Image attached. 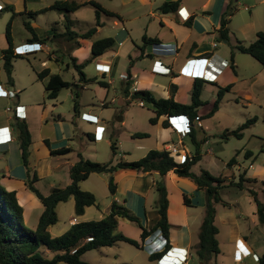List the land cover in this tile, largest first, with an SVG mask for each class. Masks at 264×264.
I'll list each match as a JSON object with an SVG mask.
<instances>
[{"label":"crops","instance_id":"1","mask_svg":"<svg viewBox=\"0 0 264 264\" xmlns=\"http://www.w3.org/2000/svg\"><path fill=\"white\" fill-rule=\"evenodd\" d=\"M71 1L78 4H84L89 1L96 2L97 0ZM171 1L176 0H109L110 6L100 5L99 2H96L101 7L114 13L118 17L109 18L100 14L98 24L95 20L94 9L89 5H85L68 15V21L71 24L69 27L70 31L76 33H84L91 28H95V33L92 36V39H71L65 34L66 28L63 30L58 27L52 29V31L59 32L58 35L53 36L54 40H52V47H48L47 42L51 40L48 41V38L41 40L40 37L35 34L31 25H29L32 29V31H30L32 38H37L43 41V44L38 47V45H35L38 43L36 42L37 40H34L33 44H29L28 41L32 40L31 38L25 40L26 45L28 46L24 47V51H21V48L15 50L13 45L14 51L17 53H27L24 55L25 58L19 60L28 61L27 59L29 56L35 58L37 53H45L41 58L39 65L34 68L31 67L34 77H30L28 88L20 87L12 81L11 85L6 82V84L12 87V89H4L0 78V99L12 100L16 98L14 109H6V112H10L12 115L4 113L0 114V129L4 130V133L7 135L6 138L8 137L6 141L4 140L5 138L0 139V152L6 155V168H3L4 170H1L2 168L0 169V172H2V176H0V184L7 191L15 192L18 203L23 209V221H26L29 216H34L35 214L38 222L43 207L39 200L26 188L24 183L26 179V170L21 161L19 141L14 127L17 120L24 121L27 124L31 135L32 142L28 149L29 155L27 159L30 175L32 176L33 174L38 179L35 186L40 193L47 195L52 188L63 187L69 184V168L76 161L77 153L82 154L88 151L87 154H82V156L85 158L92 157L91 153H94L96 150L86 148V145L89 144L88 142H100L104 139L105 133L108 132L110 138L108 137L107 142L110 147L111 140L114 137L109 124L111 119L116 116V109H112L109 106L110 104L117 102V98L115 97L108 100L110 97L109 88L113 84V75H115L120 81L121 90L122 86L126 83V80L120 79L119 75L125 74L130 83L129 89H131V92L149 91L155 98L163 99L172 96L176 102L181 104L183 102H180L178 87V79L180 78L179 75L181 73H184L189 82H191L190 92L192 90L194 78L203 80L204 86H211L212 84H218V82H220L219 80L221 76L230 67V53H232L219 46L221 40H218V34L216 32L219 28L220 17L224 11L227 0H180L177 10L173 13L163 14L157 10L164 2ZM130 4H132V8H124ZM84 7H90L93 10V22L90 23V27L87 30L77 31L76 28L83 22V18H77L75 15ZM8 10L9 9H7V11ZM61 14L63 18L61 19V25L65 26L66 22L64 20V15L63 13ZM132 19L135 20V31L132 30V25H130ZM105 27L109 28L107 36H99ZM231 34L232 33L230 32L228 42H221L229 44L232 36ZM105 37H110L114 40L113 47L107 50L103 55L86 64L82 70L86 79H95V81L89 83H95L98 86L97 82L102 81L108 84L106 88L98 86L101 88V91H96L97 96H99V98H95L98 105L85 102L83 99L84 88L80 87L77 89L79 94L76 98V103L78 105L76 112H73L72 107L71 111L63 114L59 109V106H62L63 104L59 99V94L57 98L52 100H49L46 97L44 87L48 82L49 76L59 75L61 79L65 81L62 77L64 71L67 73L71 71L72 82L69 84H79L78 75L73 69L70 59H75L77 65L85 62L90 57L92 41ZM143 37L155 39L158 42L156 44H147L143 46ZM237 41L238 40H236V43ZM236 43L232 46V49ZM5 48H7L6 40L4 45L0 48L1 60V51ZM120 57L125 58L126 61L124 64H121V68H118ZM155 61L160 62L161 65L169 69V72L167 74L153 73L151 69ZM89 64H93L94 76H90L87 72V66ZM46 69L49 71V75L39 79L37 76L38 73ZM227 83L229 82L223 81L220 85L224 86ZM37 86L41 88V93H39ZM222 86H217V91L218 88H221ZM64 89L68 90V88ZM3 90L8 94L5 95ZM121 90L120 93H122ZM69 91V100L74 101V94L71 87ZM9 92L14 93V96L11 97ZM17 94H20V96L17 97ZM200 99L204 102L201 98V94ZM120 102L121 107L117 112L121 114V117L118 120L122 125L125 122L121 108H123L124 104H126L124 107H127L129 106V103L131 104L134 101H130L129 97L123 96L121 97ZM136 102L139 107L145 106L143 104L141 106V102L139 101H135L134 103ZM87 105L90 106L88 107ZM17 106L22 107L21 114L24 115L22 119L15 117V107ZM202 107L204 106L199 107L197 110V116L200 118L201 127L198 128L195 124L193 126L195 139L201 142L199 147L200 160L191 167V172L194 174H198L200 170H203L199 168L198 171H194L193 168L198 167L205 158L209 160V164H213L212 159L216 157L210 149H205V154L202 155L201 149L203 146L209 144V136L206 134L207 126L204 121L214 116L218 110L211 117L205 118L209 111H207L208 113L206 112L207 114L202 112ZM82 115L93 118L94 120V117H96V121L89 122L83 120ZM164 124H166V126H164ZM33 125H37L36 127H39L40 125V128L43 126V128H45L46 126L47 130L43 133V131L41 132L39 129L38 135L34 137L32 130ZM151 125L155 126L157 130L155 143L152 148H147L146 153L150 150L166 151L168 146L173 145L180 151L178 155L180 158L179 161H176L177 163L182 162L185 157H191L194 154V148L190 142V137L186 135L181 138L172 128L168 118L161 116L157 119L155 124ZM95 127L103 128L104 130L100 140L94 139ZM48 132H52L53 136L50 137L49 134H47ZM95 132L97 133V131ZM100 132L101 130L99 133ZM87 134L90 135L89 138L86 137ZM174 136L176 142L173 140ZM228 136H230V133ZM145 138H148V136ZM226 138L227 136L223 139ZM185 139L189 140L192 150L188 149L184 142ZM115 141L118 150L120 145L117 143V140ZM75 142H78L79 144L77 145ZM83 145H85V150L82 148ZM67 147L71 148L72 151L66 155L52 156L50 154L51 150H58ZM238 154L239 151H237L236 157ZM116 156L113 158L114 163L120 159L126 161L122 152L118 153L117 157L119 158ZM236 157L235 164L230 168H226L225 164L226 172L219 176L225 177L227 180L233 182H237L239 175H243L244 178L255 179L257 183L253 186L254 191L257 193L258 200L264 202V185L261 184L264 182V180H262L264 179L262 178V175H264V168L257 171L254 170L253 164H251L253 161V155L248 150L242 153V158L240 160H237ZM258 157L261 158V165H263L264 152ZM51 159L55 160V166L49 165ZM244 161L248 163L246 166H244L246 163ZM209 173L212 176L217 177L211 172ZM112 177L115 183V194L113 196L109 195V199L105 203V213L103 215H98V218L101 219L106 213H108L111 202L115 200L128 209L133 215L138 217L142 227L147 230L153 229L159 219L157 210L155 209V202L158 198L156 183L160 181L163 182L168 199L167 220L170 224L168 235L170 250L169 254L167 253L164 258L159 260H162V262H160L161 264H174L175 261L180 260L178 257L176 258L177 252L180 251L182 253L181 256L187 253V260L183 263L187 264L188 259L194 255L193 248L198 242L199 227L204 216L205 208L207 207L204 192L197 189L190 179L178 177L173 171H170L164 177H161L157 172H141L125 169L113 172ZM108 178V174H91L88 179L82 181L79 186L81 189L94 194L96 202L98 203L97 195H95L94 192L95 184L98 181L101 183L104 182L107 187ZM43 181L47 184L41 189L39 185ZM88 182L92 183H89V187H84L83 185ZM244 186L251 188L247 184ZM223 190H229L232 197H230V203L225 202L220 197L226 205H223L222 203L214 205L216 211L215 225L218 229V234L216 236L218 244L220 225H226L229 231V242L234 245L237 240L241 242L243 241L244 245L251 252V255L249 256L252 257V255H255V258L252 257V260L255 263L258 255L252 252L248 245L247 236L236 226L237 215H240L242 218H247L246 214H248L252 219L256 220L255 222L259 223L253 199L246 190L226 187L220 190L219 193L221 194ZM185 197L189 200V205L185 204ZM71 200L72 199L62 203L70 213L68 216L69 218L67 219V229L65 232L71 226L69 221L75 218L73 213L74 202ZM68 202L70 205H66ZM60 206L61 205L59 204L56 208L57 217L59 210L63 209V207ZM90 208L92 207L86 208L82 216L75 218L76 223L79 222L80 219L83 220L86 212ZM233 208L237 209L238 214L235 215L231 212ZM124 221L125 220H119L117 227H125L131 231V228L123 223ZM50 227L48 228L49 233ZM137 228L139 232L135 236V232L133 231L134 234L131 236L133 240H138L140 237L141 229L138 226ZM147 241H149L151 245L153 244V248L148 256L152 253L162 251L166 245V241L163 239L158 229L144 240L143 246ZM241 258V254L238 253L237 259L239 260ZM245 259L246 258L243 260ZM159 260L156 261L157 264L159 263Z\"/></svg>","mask_w":264,"mask_h":264},{"label":"trees","instance_id":"2","mask_svg":"<svg viewBox=\"0 0 264 264\" xmlns=\"http://www.w3.org/2000/svg\"><path fill=\"white\" fill-rule=\"evenodd\" d=\"M180 0L164 2L158 7V11L163 14L173 13L177 10ZM89 5L95 11V20L98 24L100 14L109 18H118L114 13L104 9L98 3L89 1L84 4H78L74 1H56L50 7L43 9L36 13V15L47 11H58L63 13L65 20L66 35L71 39H92L95 33V28H91L84 33H76L70 31L71 24L68 21V15L71 12L78 10L79 8ZM228 3L226 11L222 13L220 17L219 28L217 29L218 40H229L230 30L228 25L230 23V17L233 14V9ZM7 9L12 10L11 6L2 8V11ZM11 23L8 22L5 28V40L7 48L1 51L2 55V68L7 77V83L12 84V62L15 59L25 58V54L15 53L12 37L10 31ZM27 30L32 31L31 27L26 25ZM34 40H37L36 44H43V41L32 38L29 40V44H33ZM158 41L151 38H142L143 46L147 44H156ZM114 45V40L110 37H105L92 41L90 57L81 64H76L75 59H70L73 69L78 75L79 84H69L61 79L59 75H50L48 82L45 85L46 97L49 100L57 98L60 90L63 88H72V92L75 96L73 104V112H76L78 107L76 98L78 97V91L83 84L93 82L95 79H86L83 68L86 64L92 60L103 55L107 50L111 49ZM234 50L248 55L257 61L260 65L264 66V33L257 32L255 40L249 45H244L240 41H237L233 47ZM27 54V53H26ZM230 67L234 70L233 55L230 56ZM49 75V71L43 70L38 73V78L42 79ZM122 86V94L124 97H129L130 101H139L143 105H149L154 113V117L149 120L150 124H155L157 119L161 116L166 118H172L179 115H186L190 121H193L197 116V110L199 107L205 105L200 99L203 80L199 78L193 79L192 90L190 94V103L181 104L176 102L173 97L163 99L155 98L149 91H133L129 93L130 83L129 80ZM97 84L106 88L107 83L98 81ZM232 85L225 88H218L216 99L212 108L206 115L209 118L217 110L224 92L229 91ZM255 118L248 119L246 123L240 125L236 130L231 131L230 135L241 139L242 131L249 125L255 122ZM166 126V124H164ZM15 131L17 139L19 141V153L23 167L26 170V179L24 181L26 188L39 200L43 207V211L38 218L37 225L34 229H31L22 224L23 222V209L19 205L15 192L7 191L0 184V264H86L81 260L84 253L96 250L104 247H111L118 242L128 243L137 249H142V242L155 230H159L163 239L166 241L165 248L156 253H152L148 256L150 262H156L161 259L170 250L168 243V235L170 224L167 220V208L168 199L167 192L163 182L156 183V192L158 193L157 201L155 202V209L157 210L159 219L153 229L147 230L141 226L138 217L133 215L123 205L113 200L110 204L109 211L100 220L77 222L69 227V229L54 238L48 231L50 226L57 223L58 217L56 208L59 204L65 203L72 199L74 202L73 213L74 217H80L84 214L85 209L88 207L98 208L96 198L94 194L88 191H84L80 188L79 184L82 181L88 179L91 174H108V192L111 196L115 194V183L112 177L113 172L117 170H135L141 172H157L161 177H164L168 172L173 171L178 177L188 178L197 189L204 192L207 202L204 216L198 231V242L194 246V255L201 264H208L209 261L216 257L220 253L219 244L217 241L218 229L215 225V204L222 203L226 205L220 198V190L226 187H234L239 190H246L252 197L256 207V215L260 224H264V202H261L257 198V193L254 191L253 186L257 183L255 179L244 178L243 175H239L237 182L227 180L225 177L212 176L206 170H200L198 174L191 172V167L200 160L199 147L201 142L195 139V131L193 127L190 128L188 136L190 142L194 148V154L191 157H185L182 162L177 163L175 157L178 155H171L164 150H150L144 158L137 161L127 162L124 160H118L115 163L113 158L117 154L116 141L111 140L110 151L112 159L108 162L99 163L91 161L82 156V154H76V161L69 168V184L63 187H55L50 190L47 195H43L36 188L35 183L37 178L35 175H30L28 167V155L29 146L31 145V135L29 133L27 124L24 121L17 120L15 123ZM87 138L90 135H86ZM134 138H145L147 134L136 133ZM223 138L226 135L222 136ZM47 143V142H46ZM71 148H61L58 150H51L52 156L66 155L70 153ZM235 157H232L227 163L226 168H230L235 164ZM248 185L251 188L245 187ZM264 185V182L261 183ZM185 204L189 205L190 202L186 197L184 198ZM119 220H125L136 224L141 229L140 241L133 240L126 237L122 233L117 232V224ZM256 264H264V253L258 256Z\"/></svg>","mask_w":264,"mask_h":264},{"label":"rangeland","instance_id":"3","mask_svg":"<svg viewBox=\"0 0 264 264\" xmlns=\"http://www.w3.org/2000/svg\"><path fill=\"white\" fill-rule=\"evenodd\" d=\"M56 1L71 0H0V10L8 6L12 7V10L2 11V14L0 15V48L5 43V28L8 22L11 23L10 31L15 50L21 48V51H24V47L28 46L26 45L25 40L32 38L30 31L26 29V25H31L35 34L40 37L41 40H45L46 38H48V41L51 40L47 42V46L52 47V40H54L53 36L58 35L59 32L52 31V29L60 27L65 30V26L61 25V19H63L62 14L54 10H50L39 15H36V13L50 7ZM96 2H99L100 5L102 4L104 6H110L109 0H97ZM228 3L231 4L230 6L233 9V14L230 17V24L228 25L232 36L230 38L229 44L222 43L220 41L219 46L221 48H225L227 51L232 52L230 54L233 55L235 67L234 70L229 67L221 76L219 80L220 82H218V84H212L211 86L202 85L204 87H202L201 98L205 102V105H203L204 107H202V112L206 113L207 111H210L216 99V87L222 86L220 84L223 81L229 83L222 86L221 88H225L229 85H232V88L229 91L223 93L218 106V112L215 113L211 118L204 121L205 125L207 126L206 134L209 136V144L202 147L201 153L204 155L205 149L212 150L216 156L214 159H212L213 164H209V160L205 158V160H203L198 167L193 168L194 171H198L199 168H201L211 172L215 176H219L223 173L225 174V164L230 158L236 157L237 151H239V154L236 157L237 160H240L242 158V153L248 150L253 155V161L251 164H253L254 170L257 171L264 168V162L262 163L263 165H261V158L258 157L262 154V152H264V66L260 65L250 56L232 49V46L236 43V40L240 41L244 45H249L255 39L257 32L264 33V1L227 0L223 12L226 11V6ZM132 7V4H130L124 8L129 9ZM75 17L83 18V22L80 23L76 30H87L90 27V23L93 22V10L90 7H84L78 11ZM130 25H132V30L135 31V20L132 19ZM108 32L109 28L105 27L99 36H107ZM44 55L45 53L41 52L37 53L35 58H33V56H29L27 59L28 61L19 59L13 61V83H16L20 87L28 88L30 77H34L31 67H37ZM125 61V58L120 57L118 68H121V64H124ZM87 72L90 74V76H94L95 73L93 64H89L87 66ZM0 73V78L4 86L3 88L12 89V87L6 84L7 77L2 68L1 59ZM70 73L71 71L69 73L64 71L62 76L63 79L68 83L72 82V76ZM179 76V99L180 102H183L182 104H188L190 102L191 82H189L187 76L184 73H181ZM112 79L113 84L109 88L110 97L108 100H110L112 97L117 98V102L112 103L109 106L112 109H116V116L111 119L109 124L114 137L112 140H117V143L120 145L117 150V156L118 153L122 152L126 161H137L146 156L147 148H152V146H154L157 130L156 127L152 126L149 122V120L154 117V113L149 105L139 107L137 102L134 103L135 101L131 104L129 103V106L127 107H124V105L126 106V104H124L123 108H121V111L123 113L125 123L121 125V122L118 120L121 117V114H119L117 111L121 107L120 99L123 97V94L120 93V81L115 75H113ZM98 86L95 83H86L82 85L84 88L83 99L85 102L98 105V102L95 100V98H99L96 91H101V88ZM37 87L39 89V93H41V88L39 86ZM69 89L70 88H68V90L63 88L59 93V99L63 102L62 106H59V109L61 112H63V114L71 111V108L74 104L73 100H69ZM3 91L6 92L5 90ZM129 93H132L131 89H129ZM19 96L20 94H17V97ZM73 98L75 99V96H73ZM14 102H16V98L12 100L0 99V114L4 113L7 115H12L10 112L7 113L6 109H14ZM87 106L89 107L90 105ZM252 118L256 119L255 122L242 131L241 139H237L231 135L228 136L231 131L236 130L237 127L246 123L248 119ZM36 126L33 125L32 127L34 137L38 135L39 129L41 132L43 131V133L47 130L46 126L45 128H43L44 126L40 128V125L39 127ZM103 131L104 130H102L100 133H96L94 131L96 139L100 140L102 138ZM136 133H145L147 134L148 138H134L133 135ZM47 134H49L50 137L53 136L52 132H48ZM223 135H226L227 138L223 139ZM108 137L109 133L106 132L102 141L91 143L88 142L89 144L86 145V148L94 149L96 151L91 153V158H86L99 163H104L111 160L112 154L107 142ZM173 140L176 142L175 136L173 137ZM184 142L188 149L192 150L189 140L185 139ZM75 143L77 145L79 144L78 142ZM84 147L85 145L82 146L83 150H85ZM87 152L82 154L85 155ZM5 157L6 155L0 152L1 170L6 168ZM179 158L180 157L177 156L175 157V160L179 161ZM50 161V166L56 165L55 160L51 159ZM247 164L248 163L246 162L244 166ZM0 176H2V172H0ZM262 178H264V175H262ZM89 183L92 182H88L83 186L89 187ZM46 184L47 183L43 181L39 186L41 189H43ZM94 192L95 195H97L98 208H90L86 212L83 220L80 219L79 222L100 220L98 215H103L105 213V203L108 201L110 195L105 183L98 181L95 184ZM220 195V197L225 202H231L230 197H232V195L229 190H223ZM60 205V207H63V209L59 210L58 221L56 225L50 227V234L54 238L60 236L62 232H65L67 229V219L69 218L68 216L70 214L65 208V205L63 206L62 203ZM66 205H70L69 202ZM231 212L235 215L238 214V211L235 208H233ZM246 216L247 218H242L240 215H237L236 226L239 227V230L247 236L248 245L250 246L252 252L256 253L258 256H261L264 253V224L255 222L256 220L252 219L248 214H246ZM123 223L127 224V226L131 228V231L125 227H117V232L122 233L128 238L133 236V231L135 232V236L138 234L139 231L135 224L125 221ZM22 224L34 229L37 225L36 215L34 214V216H29L26 221L22 222ZM136 241H140V237ZM143 242L142 249H137L128 243L118 242L111 247H104L88 251L82 255L81 260L86 264H157V262H150L147 259L149 252L153 248V244L151 245L150 242L147 241L143 246ZM237 244L239 243L235 242L233 245L229 242L228 227L226 225H220V253L216 257H213L208 264H256L253 262L252 257L250 256L248 258L246 257V259L242 262H237V254L239 253ZM187 264H201V262H199L196 256L193 255L188 259Z\"/></svg>","mask_w":264,"mask_h":264},{"label":"built area","instance_id":"4","mask_svg":"<svg viewBox=\"0 0 264 264\" xmlns=\"http://www.w3.org/2000/svg\"><path fill=\"white\" fill-rule=\"evenodd\" d=\"M38 45V47L40 46L39 44H36ZM215 46V44H214ZM15 53H17L15 51ZM18 54H26V53H18ZM151 71L153 73H157V74H167L169 72V69L165 68L163 65H161L160 62L158 61H155L152 65V69ZM120 79L122 80H127V75L125 74H121L119 75ZM11 97L14 96V93H11L9 92ZM8 93L5 92V95H7ZM142 102L140 103V105L142 106ZM21 110H22V107H15V117L18 118V119H22L24 117V115L21 114ZM95 120L93 118H89V117H86L84 115H82V119L83 120H86V121H89V122H95L96 121V117H94ZM170 120V123H171V126L172 128L174 129V131L182 138V137H185L190 128L194 126V124L196 125V127L200 128L201 127V124H200V118L198 116H196L194 118L193 121H190L188 119V117L186 115H179V116H175V117H172V118H168ZM102 131L103 128H99V127H95V131H97V133H99V131ZM0 139H3L5 138L4 140L6 141L8 139V137L6 138V134L4 133V130L0 129ZM94 139H96V136L94 135ZM166 152L170 153L171 155H178L179 154V150L173 146V145H170L167 147L166 149ZM69 223L71 225L75 224L76 223V219L73 218L69 221ZM237 243V247L239 249V253L241 254L242 258L238 260V262H242V260L246 257H248L249 255H251V252L250 250L244 245L243 241H239L237 240L236 241ZM156 253V252H155ZM169 254V251L167 252ZM166 253V254H167ZM182 253L179 251L177 252V256L176 258L178 257L180 260L179 261H175L174 264H183L186 260H187V253H185L183 256H181ZM252 257L255 258V255H252ZM164 258V256L162 257ZM160 262H162V260H159V263L158 264H161ZM169 264H172V263H169Z\"/></svg>","mask_w":264,"mask_h":264}]
</instances>
